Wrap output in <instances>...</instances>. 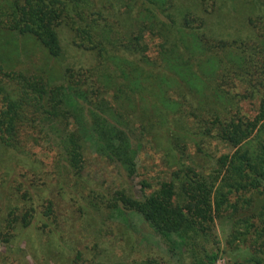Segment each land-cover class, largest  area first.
<instances>
[{
  "label": "trees",
  "instance_id": "obj_1",
  "mask_svg": "<svg viewBox=\"0 0 264 264\" xmlns=\"http://www.w3.org/2000/svg\"><path fill=\"white\" fill-rule=\"evenodd\" d=\"M61 27L92 63L50 67L65 57ZM3 35L0 156L27 186L0 184L13 257L37 222L60 229L52 199L41 221L27 203L59 189L99 219L98 238L115 214L141 216L171 254L145 264H216L220 217L250 251L233 264H264V0H0ZM145 150L161 154L159 180L140 174Z\"/></svg>",
  "mask_w": 264,
  "mask_h": 264
},
{
  "label": "rangeland",
  "instance_id": "obj_2",
  "mask_svg": "<svg viewBox=\"0 0 264 264\" xmlns=\"http://www.w3.org/2000/svg\"><path fill=\"white\" fill-rule=\"evenodd\" d=\"M60 35L65 57L61 60L52 59L49 62L53 70H58L59 72L67 66H88L93 62L91 55L73 45V34L68 29L61 27ZM0 38L3 42L7 39L5 35L0 36ZM25 45V41H23L22 46H24V49L29 50L31 46L34 47L32 43L29 44L31 46ZM35 50L39 53L37 63H40L42 57L46 58V53L40 48ZM151 50V54H153V43H151ZM245 107H247L246 110L252 113L250 110L253 109L249 104H245ZM232 152V149L221 146L218 149V156L230 155ZM38 153L41 157H44L42 158L46 162H50L51 158L48 155L45 157L44 153ZM139 167L140 174L148 179L159 180L160 177L165 175L161 154L152 150H145L141 153ZM14 180L16 181L15 183ZM6 182L8 186L21 184L22 192L27 187L24 179L12 170L6 158H1L0 156V184L6 185ZM152 182L156 183V181ZM58 190L33 191L32 196L36 202H27L36 208V219L41 221L43 218L39 212L42 208L39 199L42 197V193H44V198L52 199L57 222L61 226L57 233L51 234L47 229L39 230L41 225H38V222L31 226L27 230V237L31 244L26 247L25 243L18 241L11 245L16 248L22 244L26 255L21 259L13 257L10 253V248L7 247L6 249L5 245L0 241V262L2 264H74L73 260L76 259L79 253H81L82 257L78 264H88L89 260L92 259V251H94L92 246L97 242L99 243L96 256L98 263L94 264H128V262L135 259H138L135 264H145L148 259L163 258L171 255L166 250V246L161 241L160 236L153 231L141 216L132 213L122 217L119 214H115L111 220L113 225L110 235L107 237L102 235V237L98 238L95 230L99 227V219H96L91 214L87 216L88 219L82 218L78 210V206H80L82 201L75 195H69L67 192L63 194ZM4 201H7V197L0 191V207H3ZM231 233V224L227 218H217L216 234L219 240L220 254L216 264H233L236 261L244 260L250 253L247 246L242 243L233 245L228 243ZM34 251L39 256V260L34 259L32 255Z\"/></svg>",
  "mask_w": 264,
  "mask_h": 264
}]
</instances>
